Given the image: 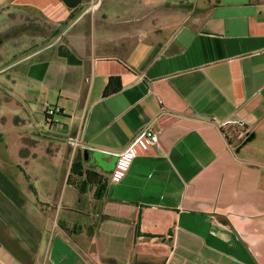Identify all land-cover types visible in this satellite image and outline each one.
I'll return each instance as SVG.
<instances>
[{"label": "crops", "instance_id": "0c3cea01", "mask_svg": "<svg viewBox=\"0 0 264 264\" xmlns=\"http://www.w3.org/2000/svg\"><path fill=\"white\" fill-rule=\"evenodd\" d=\"M12 10L55 29L0 64V264H264V0ZM148 126L120 180L76 160Z\"/></svg>", "mask_w": 264, "mask_h": 264}, {"label": "rangeland", "instance_id": "374dc122", "mask_svg": "<svg viewBox=\"0 0 264 264\" xmlns=\"http://www.w3.org/2000/svg\"><path fill=\"white\" fill-rule=\"evenodd\" d=\"M55 25L28 10L0 12V64L47 42Z\"/></svg>", "mask_w": 264, "mask_h": 264}, {"label": "built area", "instance_id": "2783aa9c", "mask_svg": "<svg viewBox=\"0 0 264 264\" xmlns=\"http://www.w3.org/2000/svg\"><path fill=\"white\" fill-rule=\"evenodd\" d=\"M62 112H63L62 109L57 105L47 104L44 108L45 118L49 122L54 121L53 117L60 115ZM238 126L242 127L243 124L238 123ZM158 136H159L158 132L153 130V128L150 126L139 131L135 135L133 140L129 143L127 148L124 151L117 154L118 157L117 163L115 164V167L113 168L111 173L112 180L114 181L120 180L124 176L126 170L128 169L130 160L136 154L142 153L147 146H153L157 144ZM247 136L248 133L244 131L240 135V138L245 140ZM73 145L75 148L76 147L85 148V146L79 141V139H75Z\"/></svg>", "mask_w": 264, "mask_h": 264}, {"label": "water", "instance_id": "95a60500", "mask_svg": "<svg viewBox=\"0 0 264 264\" xmlns=\"http://www.w3.org/2000/svg\"><path fill=\"white\" fill-rule=\"evenodd\" d=\"M118 157L116 154L101 150H90V149H76V160L86 161L92 166H99L103 171H111L116 164Z\"/></svg>", "mask_w": 264, "mask_h": 264}, {"label": "trees", "instance_id": "16d2710c", "mask_svg": "<svg viewBox=\"0 0 264 264\" xmlns=\"http://www.w3.org/2000/svg\"><path fill=\"white\" fill-rule=\"evenodd\" d=\"M72 173L73 174H79V175H82L83 174V170H82V168L80 167V162H74L73 163V166H72ZM86 174H87V181H86V183L88 182V183H91V180L92 179H90L89 177H88V171H86ZM93 181V180H92ZM102 187H103V185L102 184H98V187H97V194H96V196L97 197H100L101 195H100V191H101V189H102Z\"/></svg>", "mask_w": 264, "mask_h": 264}]
</instances>
